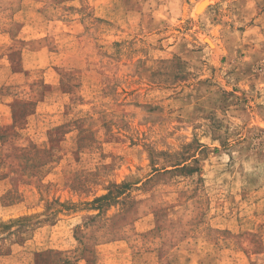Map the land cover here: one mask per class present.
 I'll return each instance as SVG.
<instances>
[{
	"label": "rangeland",
	"instance_id": "rangeland-1",
	"mask_svg": "<svg viewBox=\"0 0 264 264\" xmlns=\"http://www.w3.org/2000/svg\"><path fill=\"white\" fill-rule=\"evenodd\" d=\"M0 264H264V0H0Z\"/></svg>",
	"mask_w": 264,
	"mask_h": 264
},
{
	"label": "trees",
	"instance_id": "trees-1",
	"mask_svg": "<svg viewBox=\"0 0 264 264\" xmlns=\"http://www.w3.org/2000/svg\"><path fill=\"white\" fill-rule=\"evenodd\" d=\"M103 198H106V197H103ZM99 199H102V198H99ZM99 199H97V200H99ZM97 200H96V201H97Z\"/></svg>",
	"mask_w": 264,
	"mask_h": 264
},
{
	"label": "bare ground",
	"instance_id": "bare-ground-1",
	"mask_svg": "<svg viewBox=\"0 0 264 264\" xmlns=\"http://www.w3.org/2000/svg\"><path fill=\"white\" fill-rule=\"evenodd\" d=\"M201 8H203V5H202V6H200V9H201Z\"/></svg>",
	"mask_w": 264,
	"mask_h": 264
}]
</instances>
